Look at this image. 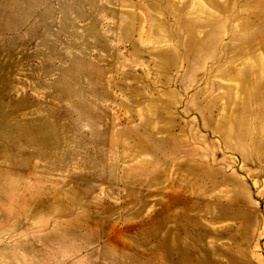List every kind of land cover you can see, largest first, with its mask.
I'll return each mask as SVG.
<instances>
[{
    "label": "rangeland",
    "instance_id": "374dc122",
    "mask_svg": "<svg viewBox=\"0 0 264 264\" xmlns=\"http://www.w3.org/2000/svg\"><path fill=\"white\" fill-rule=\"evenodd\" d=\"M15 1L0 264H264V0Z\"/></svg>",
    "mask_w": 264,
    "mask_h": 264
},
{
    "label": "bare ground",
    "instance_id": "6f19581e",
    "mask_svg": "<svg viewBox=\"0 0 264 264\" xmlns=\"http://www.w3.org/2000/svg\"><path fill=\"white\" fill-rule=\"evenodd\" d=\"M17 10L18 4L15 0H0V23L12 18ZM9 205V207H11L10 203ZM3 206L6 207L5 212H9L8 206L4 205V203Z\"/></svg>",
    "mask_w": 264,
    "mask_h": 264
}]
</instances>
